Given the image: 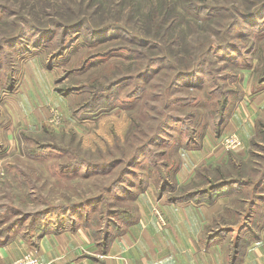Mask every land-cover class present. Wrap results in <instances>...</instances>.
<instances>
[{"label":"rangeland","instance_id":"1","mask_svg":"<svg viewBox=\"0 0 264 264\" xmlns=\"http://www.w3.org/2000/svg\"><path fill=\"white\" fill-rule=\"evenodd\" d=\"M207 1L243 12L264 2ZM200 2L0 0V46L6 43L0 49L1 241L15 236L34 241L46 231L84 222L97 241L113 236L126 217L136 218L138 199L146 192L157 197L179 193L175 169L188 147L200 148L207 134L217 135L214 126L222 103L234 102L240 94L235 102L250 104L264 93V17L251 23L238 14V22L209 15L197 19L186 11ZM113 16L162 47L142 46L119 31L96 36L94 29L112 22ZM79 17L95 22L93 31L84 23L65 31L54 27V21L72 25ZM233 21L238 52L231 57L214 53L204 72L176 81L175 68L195 66L207 46L224 40L223 29ZM162 49L175 61L172 68L151 63ZM149 65L150 73L138 77ZM122 79L127 81L109 87ZM258 88L262 90L255 94ZM45 89L54 95L43 102ZM17 96L40 102L48 117L32 125L15 122L16 111L9 106ZM255 117V135L245 154L200 169L190 189L206 188L210 181L257 180L264 169V108ZM73 160L81 165L69 166ZM112 160L121 163L101 171L92 166ZM121 175V187L112 191ZM247 187L236 196L250 194ZM260 189L264 193V185Z\"/></svg>","mask_w":264,"mask_h":264},{"label":"crops","instance_id":"2","mask_svg":"<svg viewBox=\"0 0 264 264\" xmlns=\"http://www.w3.org/2000/svg\"><path fill=\"white\" fill-rule=\"evenodd\" d=\"M33 68L35 71V63ZM53 95L45 89L41 98L46 102ZM26 98L28 102L17 96L9 106L16 111L15 122L42 123L48 110L40 102L34 103V98ZM249 102L233 106L222 134H237L240 150L224 147V136L207 134L200 148L185 150L175 174L178 185L191 183L199 169L228 163L235 153L245 154L255 135V113L264 108V93ZM245 186L250 194L236 196ZM260 188L240 185L201 202H173L166 194L157 197L146 192L138 199L135 220L111 236L105 251L89 228L71 225L59 232L51 230L36 242L15 236L0 243V264H10L28 252L37 253L48 264H263L264 193ZM155 208L165 223L156 216Z\"/></svg>","mask_w":264,"mask_h":264},{"label":"trees","instance_id":"3","mask_svg":"<svg viewBox=\"0 0 264 264\" xmlns=\"http://www.w3.org/2000/svg\"><path fill=\"white\" fill-rule=\"evenodd\" d=\"M154 6V4H153ZM135 7V5L133 6ZM190 7V5H189ZM220 7V8H219ZM219 7H212V5L209 4V2L207 0H201V2L199 4L196 3H192L191 4V8L190 10H187V13H191V14H195V18H197L198 16H202V15H209V16H220V17H227L226 19L228 20H234L237 22L241 20H243L245 23H251L252 21L254 22L257 19H262V17H264V2H261L260 4H256V6H254L252 9L248 10L247 12H243L240 11V7L238 6H233L231 8H223L221 6ZM69 8L71 10H73L72 6L70 5ZM113 10L116 11V13H119L120 8H119V4L118 3H114L113 4ZM152 11H155V7L152 8ZM235 14H238V17L240 19H238L236 17ZM198 19V18H197ZM119 18L116 16H113V18L111 19L112 22H107V25L102 26L101 28H99L98 30L94 29L95 31H93L92 27H94L93 24H95V22H92L91 20H89V18L87 17H79L77 18L76 23L72 24V25H68L66 23H62V22H58V21H54L53 24L56 25L54 27L56 28H61L63 29V31L65 30H70L74 27H76L77 25H82L83 23L85 25H87L86 27L93 31V33L96 36H101V35H108V33L112 32V31H119L120 33H124L127 35V38L130 41H133L135 43H138L142 46H148V47H155L156 45L158 47L156 48H161L162 45L160 44V42L158 40H156L155 38H152L150 36H148L147 34L141 33L138 30H133L131 28H129V26H127L126 23H128V21L123 22H119ZM174 21L175 23L179 22V19L177 17H174ZM234 21L231 22V24L226 25L225 29H223V41L219 42L218 44H210L209 46L206 47V50L202 53L203 55H200L199 58L197 59V61L194 63L195 66H193L192 68H190V70H181L178 68H175L176 72H175V77H176V81L178 78H187L190 77L192 74L194 73H202L206 70V68L208 69V64L211 62V56L214 53H224L226 55V57H231L233 55V53H237L238 49H239V45L237 44V42L234 40L236 39V36L232 31L234 30ZM158 27V24L156 26V28ZM147 31V30H145ZM176 42H178L179 37H176ZM180 43H181V38H180ZM6 43H4L2 46H0V49L3 48V46ZM156 58L151 60L153 63H165L166 65H168V68H172L175 64V61L172 58L168 57V54L165 52V50L162 49V55L159 56H155ZM151 65L147 66L146 70H144L143 72H141L139 74L138 77L140 78H144L146 77L149 73H150V68ZM123 81H127L126 79H122V80H118L115 81L113 83H111V85H109V87H115V86H119L120 84H122ZM175 84L177 82H174ZM262 88H258L255 90V94L258 93L259 91H261ZM235 97V96H234ZM236 100H241V95L239 94L238 96H236L235 98ZM227 101L226 99H224L223 102ZM233 102V104L235 105L236 102ZM230 102V103H231ZM230 103L225 102L222 103L220 110L218 113V118L217 120H215L216 122V126L215 130H216V134L218 137H221L225 128V125L229 119V112H227V108L228 105H230ZM233 105V106H234ZM189 149H194L191 147H188ZM36 153V152H35ZM34 153V154H35ZM141 153V150H139L136 154L135 157H137L139 154ZM80 166L81 165V160H73L71 161L68 165L69 166H73L76 165ZM121 163V160H112L109 162H97L95 164H92V166L97 170V171H101V170H110L113 169L115 166L119 165ZM133 163V161L131 162ZM181 162L179 165H177L176 167V172L178 171V169L180 168ZM75 166V167H77ZM129 169V168H128ZM200 170V169H199ZM198 170V171H199ZM198 173V172H197ZM127 174V172H126ZM176 174V173H175ZM122 175L119 177L118 181L115 182L113 184L112 191H114L117 187H121L122 185ZM247 182H251L249 184H251V186L254 188V190L259 189L260 187H262L264 185V169L261 170L260 172V176L257 178V180L253 181V180H249V181H244L241 183L240 179H230V180H220L218 182H214V181H210L209 186L206 188H202L199 190H193L190 189L191 184H187V185H181L179 187H177L178 189V194L175 195H171L169 198L171 201L173 202H181V201H197V202H201V201H212L214 200V198L218 197L220 194L226 193V191H228L230 188L235 187L237 184L240 185H247ZM190 187V188H189ZM167 189L164 187V192ZM163 191V190H162ZM163 192L159 195L162 196ZM135 220V217L132 216V214H130L128 217H126L123 221L124 226L132 223ZM85 224H83L82 226H85L88 228V224H86L87 222H84ZM77 226V225H76ZM51 231V230H49ZM49 231H46L42 234H40L39 236H37L34 240V242H36L38 239H41L46 233H48ZM60 229H56L55 232H59ZM4 237V236H2ZM13 237H10L8 239L5 238L3 241L0 240V243L2 242H6L7 240H10ZM26 239V237H24ZM111 236L108 235L105 237V239L103 241H98L100 243V245L103 247V251H105V249L108 247L109 241H110ZM97 241V240H96ZM100 264H104L102 262H100Z\"/></svg>","mask_w":264,"mask_h":264},{"label":"built area","instance_id":"4","mask_svg":"<svg viewBox=\"0 0 264 264\" xmlns=\"http://www.w3.org/2000/svg\"><path fill=\"white\" fill-rule=\"evenodd\" d=\"M223 145L228 149H235L241 146L240 138L237 134H230L223 139ZM156 216L160 219L162 223H165L164 219L161 217V213L158 208L154 209ZM10 264H48L45 263L41 257L35 252H28L21 258L11 262ZM264 264V257H263Z\"/></svg>","mask_w":264,"mask_h":264}]
</instances>
